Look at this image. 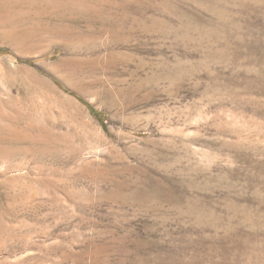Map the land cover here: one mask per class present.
Here are the masks:
<instances>
[{
  "label": "rangeland",
  "instance_id": "obj_1",
  "mask_svg": "<svg viewBox=\"0 0 264 264\" xmlns=\"http://www.w3.org/2000/svg\"><path fill=\"white\" fill-rule=\"evenodd\" d=\"M0 264H264V0H0Z\"/></svg>",
  "mask_w": 264,
  "mask_h": 264
},
{
  "label": "bare ground",
  "instance_id": "obj_2",
  "mask_svg": "<svg viewBox=\"0 0 264 264\" xmlns=\"http://www.w3.org/2000/svg\"><path fill=\"white\" fill-rule=\"evenodd\" d=\"M41 67L47 69L49 72H51L52 74L55 75V73H53V69H52V66L50 65H40Z\"/></svg>",
  "mask_w": 264,
  "mask_h": 264
},
{
  "label": "trees",
  "instance_id": "obj_3",
  "mask_svg": "<svg viewBox=\"0 0 264 264\" xmlns=\"http://www.w3.org/2000/svg\"><path fill=\"white\" fill-rule=\"evenodd\" d=\"M93 112H94L96 115H99V114H100V112H99L98 110H95V109H93Z\"/></svg>",
  "mask_w": 264,
  "mask_h": 264
}]
</instances>
